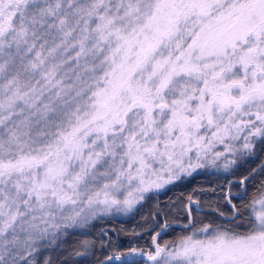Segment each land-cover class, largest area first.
Masks as SVG:
<instances>
[{
	"label": "snow or ice",
	"instance_id": "6c2138e0",
	"mask_svg": "<svg viewBox=\"0 0 264 264\" xmlns=\"http://www.w3.org/2000/svg\"><path fill=\"white\" fill-rule=\"evenodd\" d=\"M258 151L264 0H0V264H52L97 217ZM254 187L227 225L160 244L164 223L106 264H264ZM71 247L84 264L94 242Z\"/></svg>",
	"mask_w": 264,
	"mask_h": 264
},
{
	"label": "trees",
	"instance_id": "16d2710c",
	"mask_svg": "<svg viewBox=\"0 0 264 264\" xmlns=\"http://www.w3.org/2000/svg\"><path fill=\"white\" fill-rule=\"evenodd\" d=\"M263 160L264 152L258 151L255 159L247 162L238 161L240 166L231 169V175L218 168L198 169L190 177L165 190L146 194L144 200L125 215H102L92 220L84 229L87 232L86 236H72L63 245L67 251L44 252L42 256L50 258L52 264H63L69 258V252L74 250L71 246L79 240L88 239L94 242V248L88 252L84 264H101L104 260L103 264H106L110 256L115 257L131 248L142 249L145 252L154 251L153 237L157 232H161L164 223L173 225H170L161 236L156 237L157 243L160 244L190 235L205 224L213 227L217 224L227 225V218L233 213L231 205L239 208L242 203L247 204L254 195H257L254 185L264 179V176L257 174L255 179L251 182L246 180L243 185L230 184L229 181L242 179ZM242 189H246L248 193L243 200L239 198ZM189 197L193 202L191 205L193 220L191 225L185 226L190 220L187 211Z\"/></svg>",
	"mask_w": 264,
	"mask_h": 264
},
{
	"label": "rangeland",
	"instance_id": "374dc122",
	"mask_svg": "<svg viewBox=\"0 0 264 264\" xmlns=\"http://www.w3.org/2000/svg\"><path fill=\"white\" fill-rule=\"evenodd\" d=\"M237 146H239V144L237 145ZM217 150H223L222 148H218ZM128 212H117V211H113V212H111V213H107V214H104V215H118V216H122V215H125V214H127ZM222 231V230H221ZM191 235V234H190ZM197 238H199V237H197Z\"/></svg>",
	"mask_w": 264,
	"mask_h": 264
},
{
	"label": "water",
	"instance_id": "95a60500",
	"mask_svg": "<svg viewBox=\"0 0 264 264\" xmlns=\"http://www.w3.org/2000/svg\"><path fill=\"white\" fill-rule=\"evenodd\" d=\"M263 161H264V160H263ZM239 180H241V179H232L231 181H239ZM245 181H246V180H245ZM245 181H244V182H245ZM228 193H229V190H228ZM188 207H189V203H188ZM189 216H190V220H191V222H192V220H193V219H192V213H190ZM170 225H173V224H170ZM170 225H169V226H170ZM185 226H189V223L186 224ZM156 242H157V239H156ZM104 261H105V260H104ZM104 261H103V262H104ZM103 262H102L101 264H103Z\"/></svg>",
	"mask_w": 264,
	"mask_h": 264
}]
</instances>
